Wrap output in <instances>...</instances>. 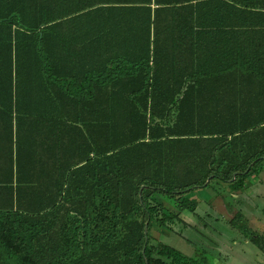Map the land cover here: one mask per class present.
I'll use <instances>...</instances> for the list:
<instances>
[{"label":"trees","instance_id":"16d2710c","mask_svg":"<svg viewBox=\"0 0 264 264\" xmlns=\"http://www.w3.org/2000/svg\"><path fill=\"white\" fill-rule=\"evenodd\" d=\"M263 138L264 0H0V264H162Z\"/></svg>","mask_w":264,"mask_h":264},{"label":"rangeland","instance_id":"374dc122","mask_svg":"<svg viewBox=\"0 0 264 264\" xmlns=\"http://www.w3.org/2000/svg\"><path fill=\"white\" fill-rule=\"evenodd\" d=\"M258 141L259 136L256 135L247 144L253 145ZM261 141L264 143V138ZM258 165L256 171L264 165L263 158L259 159ZM123 192L127 195L129 187ZM189 196L198 204L194 212L184 210L175 220L167 222L171 232L164 233L155 228L150 230L151 246L162 243L174 249L170 253L166 250L163 253L154 251L152 255L162 264H213L217 257L221 264L229 263L233 258L254 259L246 264H257L258 260L264 258V252L228 223L235 212H241L242 222L264 242V215L259 213L264 202H254L257 209L254 212L249 207L252 202L246 201L240 191L230 192L226 184L216 180L209 181L207 187L192 191Z\"/></svg>","mask_w":264,"mask_h":264},{"label":"crops","instance_id":"0c3cea01","mask_svg":"<svg viewBox=\"0 0 264 264\" xmlns=\"http://www.w3.org/2000/svg\"><path fill=\"white\" fill-rule=\"evenodd\" d=\"M237 193V192H235ZM243 194V198L246 199L248 202H252L249 204V207L254 211L257 212L256 206L254 202H264V165H262L258 171L255 173L254 176L249 178L248 183L246 187L240 191V194ZM255 206V207H254ZM259 213H262L264 215V206L261 207L259 210ZM217 259H219L217 257ZM213 261V264H221L219 260ZM240 260L231 259L229 263L224 264H236L242 261V263L246 264L250 261H255L254 259H246V258H239ZM262 260H258L259 262H256L257 264H264V258H261ZM233 260V263L231 261Z\"/></svg>","mask_w":264,"mask_h":264}]
</instances>
